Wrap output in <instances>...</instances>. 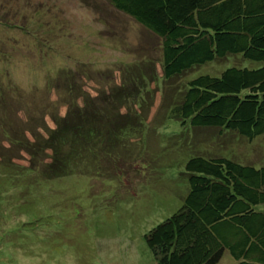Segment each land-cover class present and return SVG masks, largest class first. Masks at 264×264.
<instances>
[{
    "label": "rangeland",
    "instance_id": "obj_1",
    "mask_svg": "<svg viewBox=\"0 0 264 264\" xmlns=\"http://www.w3.org/2000/svg\"><path fill=\"white\" fill-rule=\"evenodd\" d=\"M160 47L158 38L107 0H0V94H34L28 104L20 101L24 107L12 105L17 130H29L41 115L53 127L42 110L47 102L65 114L56 90L48 98L45 90L62 71L86 82L83 88L92 95L120 85V75L134 64L153 65L158 78L157 84L144 80L128 102H144L137 111L145 116L122 136L124 171L117 176L45 181L27 170L18 151L10 162L0 159V264H157L146 236L183 206L189 159L221 156L264 166V135L248 141L167 118L162 90L169 95L174 90L162 86ZM260 66L230 56L196 68L176 85L182 88L200 75L220 76L231 67ZM219 264L239 262L225 252Z\"/></svg>",
    "mask_w": 264,
    "mask_h": 264
},
{
    "label": "trees",
    "instance_id": "obj_2",
    "mask_svg": "<svg viewBox=\"0 0 264 264\" xmlns=\"http://www.w3.org/2000/svg\"><path fill=\"white\" fill-rule=\"evenodd\" d=\"M107 1L160 40L162 86L176 92L162 90L167 118L248 141L264 135V0ZM239 55L261 66L231 67L220 76L200 75L182 88L176 85L198 67ZM152 66H129L120 85L95 95L83 88L86 82L62 71L45 88L47 98L56 90L66 107L64 115L56 104L42 107L53 127L41 115L29 130L13 128L12 105L24 107L21 102L28 104L34 94H0V159L10 162L18 151L27 170L45 181L75 174L117 176L124 171L122 136L145 116L137 111L144 102H128L144 80L157 84ZM185 170L189 191L183 206L146 236L157 264H219L225 252L239 264H264V210L257 209L264 205V166L197 155Z\"/></svg>",
    "mask_w": 264,
    "mask_h": 264
}]
</instances>
